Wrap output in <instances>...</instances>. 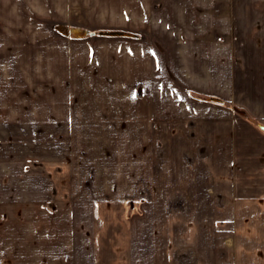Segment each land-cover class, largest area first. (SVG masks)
<instances>
[{
  "label": "rangeland",
  "instance_id": "rangeland-1",
  "mask_svg": "<svg viewBox=\"0 0 264 264\" xmlns=\"http://www.w3.org/2000/svg\"><path fill=\"white\" fill-rule=\"evenodd\" d=\"M199 6L187 5L185 12L196 27ZM234 11L239 34L234 43H248L246 38L255 50L233 52V91L220 79V72L231 70L224 62L230 53H216V69L215 55L206 50L175 52L173 60L179 64L178 55H186L196 68L200 60L201 82L192 94L201 101L233 95L231 108L245 111L261 129L264 121L249 116L248 101L264 86V51L256 46L264 28V2L241 3ZM164 14L161 3L135 0H0V264H89L93 237L119 242L115 232H126V237L135 220L147 217V181L132 175L144 177L150 171L148 158L134 157L125 146L120 158L111 151L107 155L105 149L113 144L107 137L112 139L113 132L105 127L119 120L103 116L104 109L98 115V108L111 107L114 95L84 94L93 87L100 91L101 85L113 90L119 60L145 55L144 43L196 39L198 44L212 38L151 35L165 32ZM117 30L135 37L104 36ZM211 71H217L218 79L209 76ZM140 86L137 99L143 97ZM115 96L122 98V109L130 107L131 95ZM120 134L128 132L123 128ZM114 171L123 178H111ZM105 257V264H113L112 254Z\"/></svg>",
  "mask_w": 264,
  "mask_h": 264
},
{
  "label": "crops",
  "instance_id": "crops-1",
  "mask_svg": "<svg viewBox=\"0 0 264 264\" xmlns=\"http://www.w3.org/2000/svg\"><path fill=\"white\" fill-rule=\"evenodd\" d=\"M245 1L135 0L137 4L161 3L164 8L168 26L165 32L151 35L212 38L204 43L200 39L198 44L196 39L171 45L144 43L140 48L145 55L119 60L114 91L101 85L100 91L93 87L84 94L114 95L109 97L111 107L98 108V115L104 109L103 116L119 120L105 127L113 132L112 139L108 134L105 140L113 141L105 149L107 155L111 151L113 158H120L125 146L133 149L134 157L146 155L150 165L144 177L132 175L134 180L147 181V217L135 220L126 237V232H115L121 236L119 242L108 241L106 235L93 237L95 246L86 257L89 264H105L106 253L112 254L113 264L120 260L123 264H264V131L231 108L233 95L201 101L192 94L201 78L200 60L197 68L196 61L186 55H178L179 64L174 61L175 52L206 50L215 55L211 61L216 69V53H230L224 62L231 70L220 72V79L233 91V52L255 50L246 38L243 41L248 43H234L238 34L234 7L264 2ZM187 5L193 10L200 5L198 27L185 17ZM257 36V50L264 51L263 27ZM217 75V71L209 73L212 79H218ZM139 83L141 99H137ZM115 95H131L130 107L122 109V98ZM250 96L249 116L264 121V86ZM123 128L128 132L125 137L120 134ZM116 174L111 178H123ZM137 187L138 183L136 192Z\"/></svg>",
  "mask_w": 264,
  "mask_h": 264
},
{
  "label": "trees",
  "instance_id": "trees-1",
  "mask_svg": "<svg viewBox=\"0 0 264 264\" xmlns=\"http://www.w3.org/2000/svg\"><path fill=\"white\" fill-rule=\"evenodd\" d=\"M127 35H129V37L130 38H133V37H135V35L134 34H128V33H126V32H123V31H115V32H113V34H111V33H104V36H118V37H127ZM139 96H142V94L141 93H139Z\"/></svg>",
  "mask_w": 264,
  "mask_h": 264
},
{
  "label": "water",
  "instance_id": "water-1",
  "mask_svg": "<svg viewBox=\"0 0 264 264\" xmlns=\"http://www.w3.org/2000/svg\"><path fill=\"white\" fill-rule=\"evenodd\" d=\"M235 111L246 118L248 117V114L245 111L239 110L238 108H236ZM260 128L264 131V126L260 125Z\"/></svg>",
  "mask_w": 264,
  "mask_h": 264
}]
</instances>
